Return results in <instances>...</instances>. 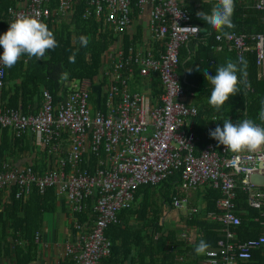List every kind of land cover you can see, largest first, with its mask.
<instances>
[{
	"label": "built area",
	"instance_id": "obj_1",
	"mask_svg": "<svg viewBox=\"0 0 264 264\" xmlns=\"http://www.w3.org/2000/svg\"><path fill=\"white\" fill-rule=\"evenodd\" d=\"M78 1L57 0V7L52 9V0H16L5 18L8 24L19 15L38 14L44 22L54 16L65 19ZM145 8L151 39H144L142 46L128 47L119 39L104 54L101 73L107 82L101 88L100 106L95 100L91 103L92 80H82L70 83L68 92L57 102L44 90L37 113L22 114L0 107V130L10 129L17 138L30 133L36 147L49 148L52 162L43 173L30 165L19 169L4 163L0 167V190L17 188L16 197L21 198L33 189L40 194L55 189L73 214L88 210L91 200L92 223L75 221L78 235L65 245V255L72 264H99L111 253L112 242L105 230L119 222L122 210L131 208L136 191L161 185L179 173L181 191L189 193L209 186L221 194L216 211L207 215L210 221L221 224V238L215 248L204 251L200 264H239L264 245V235L240 241L234 231L241 223L235 204L238 190L245 194L248 209L262 212L264 218V187H254L248 180L255 173L264 176V153L229 157V151L214 140L198 148L201 139L187 126L198 115L197 108L187 101L195 93L182 86L177 68L180 48L198 37L199 28L178 0H86L83 18H93L121 36L131 25L133 9L141 14ZM255 9L264 13V0H258ZM215 40L216 51L233 52L237 64L247 53H254L255 64L263 68L264 33L216 34ZM153 42L159 44L157 49L151 46ZM0 73L2 90L6 79L2 63ZM136 75L150 82L157 77L163 93L152 98L150 88L130 92L127 85ZM243 80L246 82L245 77ZM64 133L69 135L65 143ZM185 207L173 199L174 210L184 211ZM35 242H40L39 234Z\"/></svg>",
	"mask_w": 264,
	"mask_h": 264
},
{
	"label": "trees",
	"instance_id": "obj_2",
	"mask_svg": "<svg viewBox=\"0 0 264 264\" xmlns=\"http://www.w3.org/2000/svg\"><path fill=\"white\" fill-rule=\"evenodd\" d=\"M249 1L250 3H246L245 0H235L232 17L235 27L227 29L228 33L246 35L264 33V13L249 9L255 3L254 0ZM216 2L187 9L192 24L199 28L200 34L189 44L183 45L179 51L177 72L181 77L182 86L188 92L199 94L195 97L196 105L199 103L198 98L201 97L206 103L202 104L198 115L188 121V125L191 126L189 128L193 131L196 127L194 132L202 138L197 144L198 148L205 144L203 136L210 137V130H214L217 125L222 127L223 120L231 119L234 123H239L244 119H252L255 123L264 126V121L259 119V113L264 109V72L263 68L260 69L255 64L254 53H247L242 63L237 64L233 52H228L226 49L216 51L215 35L220 33L195 17L198 11L210 12ZM247 4L252 5L247 6ZM15 5L16 0H0V35L9 28L5 18L6 11ZM57 5V0H52L50 8H56ZM85 7L86 0H79L72 15L65 19L50 17L45 22L53 31L59 45L50 50L45 58H29L25 55L14 67H6L5 87L0 90L2 101L0 105L4 110H20L22 114L36 113L41 107L43 90L49 91L57 102L68 92L69 87L64 83L92 80V84L103 88L107 82V78L101 74L104 54L109 52L119 39L125 47L142 43L140 28L133 34L124 33L116 36L95 19L85 20L83 18ZM137 13V10L133 9L132 20L137 18ZM82 36L88 40L86 46L80 42ZM153 44L156 48L159 47V44L154 42ZM0 52L2 54V48ZM228 61L244 69L243 72L238 73L241 93L230 97L220 110H216L208 103L213 85L207 82L203 70L206 69L215 75L217 67L225 65ZM260 71H262L261 76H259ZM244 76L246 83L243 80ZM150 86L153 97L157 98L163 93V87L157 77L151 78ZM94 100L95 93L91 91V103L94 104ZM102 108L101 105L100 110ZM213 115L216 116V121L213 120ZM1 132L3 133H1L0 159L3 162L12 153L7 142L9 145H19L23 139L11 135L9 129ZM62 139L65 143L69 135L64 133ZM229 153V157L234 155L230 151ZM42 155L45 158L41 168L45 169L47 160L50 161L47 149H44ZM92 159L94 160L93 156ZM30 166L34 171L39 169L36 164ZM161 185L167 188L179 186V173L174 174ZM206 187L205 208L189 215L184 221V229L192 236V242L180 239L175 231L164 234L157 202H140L138 206L122 210L118 214L121 224L109 225L105 230L106 237L112 242L111 253L99 264H127V260L129 264H177L178 256L185 258V264H195L199 259L197 256L200 255L196 251L200 241H205L211 249L216 247L217 240L221 238V224L211 222L207 218L209 213L216 211L220 194ZM140 190L149 192L152 186L139 188L135 197ZM16 194L17 188L0 190V264H30L36 260L38 244L35 242V234L43 229L44 213L54 212L59 198L55 189H49L43 194L33 189L28 196L21 198H17ZM174 197L181 199L175 192L168 193V196L163 198L162 203L170 210ZM146 199H149V194ZM89 201V209L83 213H72V219L78 220L81 224L92 223V201ZM235 204L237 216L241 220L240 225L234 229L238 240L264 235V218L260 217L261 212L248 209L246 196L240 190L237 191ZM72 230L73 233L76 232L73 226ZM157 234L158 237L154 239ZM263 251L253 250L250 258L239 264H257L254 262V255Z\"/></svg>",
	"mask_w": 264,
	"mask_h": 264
},
{
	"label": "crops",
	"instance_id": "obj_3",
	"mask_svg": "<svg viewBox=\"0 0 264 264\" xmlns=\"http://www.w3.org/2000/svg\"><path fill=\"white\" fill-rule=\"evenodd\" d=\"M214 1H217V0H178V3L182 7V9L187 10L189 7L198 8V7H201L205 4L213 3ZM245 1H246V3H248V2L250 3L249 0H245ZM254 2L255 3L253 5V7L249 8V9H251V10L254 9L255 11H257L255 9V4L258 2V0H254ZM251 5L252 4H247V6H251ZM195 17H197V15ZM147 22H148V9L147 8H145L143 13H141V14L137 13V18H134L131 22V25H130L127 33L133 34L136 32V30L138 28H140L141 32H142V36H143L142 43L136 44V45L142 46L144 43V39H151L148 28H147ZM151 46L154 47L155 49H157L153 43H151ZM103 61H104V58H103ZM260 72L262 73V71H260ZM263 72H264V66H263ZM80 82H82V80H80ZM149 82H150L149 78H145L143 80V79L139 78L138 75H136L128 83V85H127L128 90L132 93H135V92H145L148 88H150V92L152 93V90H151L152 88H151ZM64 84L66 86H68L70 83H64ZM93 86H97V85L93 84ZM198 95H199L198 93H195V96L192 99H187V101L190 103L191 106H195L198 110V113H199V109L202 106V104L204 103V105H205L206 103H205V99L201 97V98H198L199 103L196 105V98L195 97H197ZM63 96H64V94L62 95V98H63ZM152 98H153V96H152ZM0 102H2V101L0 100ZM41 105H42V101H41ZM0 107H2V106L0 105ZM40 108H38L37 110L39 111ZM34 109H35V106H34ZM37 110H35V111H37ZM213 120L216 121L215 115H213ZM187 126L191 127L190 125H188V122H187ZM195 128L193 131H195ZM1 131H3V130H0V143H1V133H3ZM10 134L12 135V134H14V132L12 130H10ZM22 139L23 140L21 141V144H19V145H16V144H14V145L10 144L9 145V142H7L8 146L10 148L9 151H12V153L10 156H8V154H7V156H8V157L6 156L7 160H5L3 162H1V159H0V167L4 163H7V164L11 165L12 167L23 169L26 166L36 164L39 167V169H37L36 172L43 173L44 171H47L48 169H50L52 167V162L49 160H47V167H46L47 169L41 168L43 166V164H42L43 158H45L42 154L44 152V149H47V154L49 155V153H48L49 148L36 147L34 144V137L30 133H26L22 137ZM200 139H202V138L200 137ZM203 140L205 142H207L208 140H212V139L210 137L204 135ZM214 141H216V140H214ZM65 148L69 150V146H65ZM257 188H262V187H257ZM206 189H207V187H203V188L197 189L195 191L185 193V192L181 191L179 186L167 188V187H164L163 185H161V186L158 185V186L152 187V190H150L149 192L144 191V190H140L139 193H137L136 197L134 194L132 206L133 207L138 206L140 204V202H157V206L160 209V217H161L160 222L163 226L164 234H166L168 231H175L177 233V236L180 239H187L189 242H192V240H193L192 236L189 233L187 234V232L184 229V221L186 220L187 217H189V215H191V213L196 214L200 210H203L205 208V206H206L205 203L207 201ZM173 192H175V194L180 195V197H181V199H178L177 197H174V198L178 199L180 202H182L186 205L184 211L174 210L172 208V205H171V210H170V208H167L162 203V202H164L163 198L167 197L168 193H173ZM148 194H149V199H146V196ZM173 199H172V202H173ZM220 199H221V194H220ZM56 206L57 207H56V210L54 212L44 213V215H43V229L41 232L36 233V234L40 235V242L37 243L38 244V256H37L36 260L31 262L30 264H72L71 259L65 255V245L73 242L74 239H76V237L78 235V231L75 230L76 232L73 233V230H72V226H73V229L75 226V220L72 219L73 214L70 211V207L68 205V202H66L63 198H58ZM185 215H187V216H185ZM177 217H181V218L178 219ZM175 220H177V221L180 220V221H179V223L176 221L177 222L176 223ZM118 221H119L118 222L119 224L122 223V222H120V220H118ZM211 222H213V221H211ZM157 237H158V234L156 236H154V239H156ZM208 249H210V248H207L206 250H208ZM258 249L264 250V245L255 249V250H258ZM203 253H200V255L197 256V259L198 258L199 259L196 261L195 264H200V262L203 258V255H204ZM65 261H66V263H65ZM128 261L129 260H127V264H129ZM254 262L257 264H263V262H264V251L262 253H259V252L255 253ZM177 264H185V258L182 256H178L177 257Z\"/></svg>",
	"mask_w": 264,
	"mask_h": 264
},
{
	"label": "clouds",
	"instance_id": "obj_4",
	"mask_svg": "<svg viewBox=\"0 0 264 264\" xmlns=\"http://www.w3.org/2000/svg\"><path fill=\"white\" fill-rule=\"evenodd\" d=\"M234 11L235 0H217L210 12L202 10L196 15L215 31L227 36L226 30L235 27L232 19ZM80 42L86 46L88 40L82 36ZM58 46L53 31L38 14L19 15L9 24L7 31L0 35V48L3 49L0 63L12 68L25 55L43 59L50 50ZM243 70L232 61L218 66L215 75L206 69L203 70L207 82L213 85L208 103L214 109L220 110L230 97L241 93L238 73ZM259 119L264 121V109L259 113ZM209 135L218 144L223 145L224 149L234 154L264 153V126L252 119H244L239 123H234L231 119L223 120V126L217 125L214 130H210ZM207 248V243L201 240L196 251L203 253Z\"/></svg>",
	"mask_w": 264,
	"mask_h": 264
},
{
	"label": "water",
	"instance_id": "obj_5",
	"mask_svg": "<svg viewBox=\"0 0 264 264\" xmlns=\"http://www.w3.org/2000/svg\"><path fill=\"white\" fill-rule=\"evenodd\" d=\"M92 92L95 93L96 99L95 103L97 106H100L101 101V87L99 85L92 87ZM249 182L254 187H264V176L262 174H252L248 177Z\"/></svg>",
	"mask_w": 264,
	"mask_h": 264
},
{
	"label": "rangeland",
	"instance_id": "obj_6",
	"mask_svg": "<svg viewBox=\"0 0 264 264\" xmlns=\"http://www.w3.org/2000/svg\"><path fill=\"white\" fill-rule=\"evenodd\" d=\"M177 218L179 219V218H181V217H177ZM176 221H177V220H175V222H176ZM179 221H180V220H178L177 222L179 223ZM177 222H176V223H177ZM176 223H175V224H176Z\"/></svg>",
	"mask_w": 264,
	"mask_h": 264
}]
</instances>
